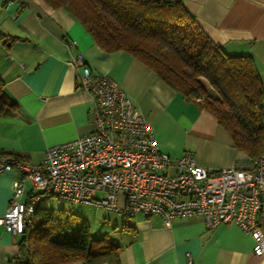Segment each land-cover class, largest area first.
Returning a JSON list of instances; mask_svg holds the SVG:
<instances>
[{
  "label": "crops",
  "instance_id": "crops-1",
  "mask_svg": "<svg viewBox=\"0 0 264 264\" xmlns=\"http://www.w3.org/2000/svg\"><path fill=\"white\" fill-rule=\"evenodd\" d=\"M183 5L226 56L250 57L264 85V0H183ZM77 54L92 73L118 83L153 129L160 151L172 158L191 152L196 165L214 171L251 167L212 115L184 102L129 53H104L69 12L42 0H0V78L16 104L14 114L0 115V157L38 166L47 148L94 130L93 101L77 89L69 64ZM18 176L16 170L0 175V218ZM96 208L106 221L96 234L114 241L120 264H187V255L192 264H264V255L252 253L253 240L234 225L210 230L200 216H190L165 226L157 215L125 218ZM21 239L0 227V264L18 256Z\"/></svg>",
  "mask_w": 264,
  "mask_h": 264
},
{
  "label": "built area",
  "instance_id": "built-area-1",
  "mask_svg": "<svg viewBox=\"0 0 264 264\" xmlns=\"http://www.w3.org/2000/svg\"><path fill=\"white\" fill-rule=\"evenodd\" d=\"M69 64L77 89L93 101L94 130L47 148L38 166L0 157V175L19 173L0 227L24 236L42 198L53 196L125 218L157 215L165 226L190 216H200L210 230L234 225L253 240L252 253L264 255V151L247 169H207L188 151L172 158L159 150L153 129L115 80L92 73L80 54Z\"/></svg>",
  "mask_w": 264,
  "mask_h": 264
},
{
  "label": "trees",
  "instance_id": "trees-1",
  "mask_svg": "<svg viewBox=\"0 0 264 264\" xmlns=\"http://www.w3.org/2000/svg\"><path fill=\"white\" fill-rule=\"evenodd\" d=\"M78 21L104 53L125 51L212 115L256 165L264 151V85L250 57H228L199 28L183 0H42ZM0 78V115L16 104ZM17 160H24L13 156ZM120 264L109 236H92L65 211L39 206L9 264Z\"/></svg>",
  "mask_w": 264,
  "mask_h": 264
},
{
  "label": "rangeland",
  "instance_id": "rangeland-1",
  "mask_svg": "<svg viewBox=\"0 0 264 264\" xmlns=\"http://www.w3.org/2000/svg\"><path fill=\"white\" fill-rule=\"evenodd\" d=\"M97 196L100 197L102 195L97 193ZM39 207L54 212L65 211L67 215L71 217V220L76 227L84 222L87 223L89 225L90 233H95L91 234L93 237L94 235L98 237V233H101L99 232V227L104 225L103 222H106L103 218L105 214L103 209L86 204L71 205L70 203L53 196H44ZM97 231L98 233L96 234Z\"/></svg>",
  "mask_w": 264,
  "mask_h": 264
}]
</instances>
